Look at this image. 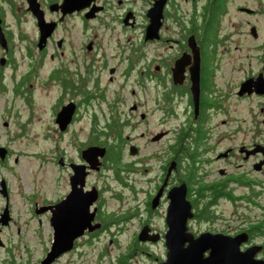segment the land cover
<instances>
[{
    "label": "flooded vegetation",
    "instance_id": "flooded-vegetation-1",
    "mask_svg": "<svg viewBox=\"0 0 264 264\" xmlns=\"http://www.w3.org/2000/svg\"><path fill=\"white\" fill-rule=\"evenodd\" d=\"M4 1L0 165L7 164L12 152L3 135L10 136L4 132L9 119L19 126L16 103L30 108L35 90L53 85L54 147L60 148L53 162L62 169L63 182L60 193L47 202L49 208L40 211L48 214L51 241L56 212L67 214L77 204L61 200L73 192L96 196L88 209L93 212L90 224L100 226L87 227L54 261L115 221L104 210L105 171L113 166L111 153L119 154L118 162L126 144L131 158L124 164L133 177L123 183L136 201L125 215L137 219L133 254L151 264H169V257L195 264H264V0H71L81 6L73 10L65 9L63 0H36L52 26L44 41L28 0L22 16L12 1ZM26 14L33 36L22 27ZM132 71L140 75L130 84L125 77ZM92 99L101 102L87 112L90 125L75 143L74 124L84 115L80 104ZM66 104L73 111L63 123L56 118ZM152 118L179 124L125 133L126 139L137 134L158 144L147 154H141L139 142L122 141L125 125L136 130ZM25 127L22 123L14 134ZM87 146L105 147L93 167L82 156ZM137 171L143 173V183ZM0 186L6 195L1 175ZM174 191L182 196L177 202L170 196ZM4 197L3 208H8ZM45 204L35 202L33 211ZM66 214L62 226L70 227ZM156 245L160 253L153 250ZM119 257L112 264H119Z\"/></svg>",
    "mask_w": 264,
    "mask_h": 264
},
{
    "label": "rangeland",
    "instance_id": "rangeland-1",
    "mask_svg": "<svg viewBox=\"0 0 264 264\" xmlns=\"http://www.w3.org/2000/svg\"><path fill=\"white\" fill-rule=\"evenodd\" d=\"M13 2L14 10L22 16V10L25 6L24 0H10ZM15 2V4H14ZM0 5L7 9L4 0H0ZM12 5V4H11ZM22 27L29 36L34 35L31 18L25 15ZM8 19L11 16L8 15ZM14 30H16V27ZM138 71H132L129 79L126 80L130 84L137 77ZM137 74V75H136ZM136 75V76H135ZM122 75L119 80H122ZM117 81V82H118ZM115 82V85L118 83ZM56 93L55 86H40L35 90V102L28 108L26 105L18 104L19 111L16 121L9 119L8 129L9 135H3L9 139L11 154L6 165H0V175L4 178L8 193L3 195L0 192V211L2 210L6 198L8 196V214L7 224L0 223V264H39V260L44 256L50 246L52 231L48 220L47 213H35L33 211L34 203L46 202L60 193V185L62 184V169L58 168L53 162L55 150L60 148L54 147V119L53 104ZM100 99V98H99ZM98 99L89 100V104H80V111L83 117L76 121L77 135H73L75 143H79V139L84 138L86 128L90 125V116L87 112L98 108L100 102ZM107 111V104H102ZM124 107V106H122ZM86 109V110H85ZM98 122L103 125V119L98 115ZM161 120L152 118L149 122H140V126L133 130L130 125L122 128V141H137L142 145L141 154H147L154 150L158 144H150L146 136L131 137L132 140L125 138V133H139L142 128L150 129V131L168 127H176L179 120L171 119L163 124ZM120 122H123L121 120ZM26 124L25 131L18 136L14 133L18 131L20 125ZM145 126V127H144ZM147 132V131H146ZM148 133V132H147ZM146 143V144H145ZM59 146V144H57ZM146 145V146H143ZM154 145V146H153ZM75 147V146H74ZM74 152V148H68V153ZM121 154V160L112 162V168L105 171V200L104 210L113 214L115 221L109 223L108 227L97 234L89 235L87 239L81 240L78 249L71 253H65L59 260L50 264H91L101 260V264H112L117 257L127 256V261L131 264H151L139 254H133L131 248V240L137 229V219L125 217L129 214L136 204L135 198L130 196L129 187L123 182H128L133 173L130 168H125L124 164L131 158L128 145L125 144ZM111 160L107 162L110 164ZM136 172V171H135ZM117 176L115 178V176ZM143 173L137 171L139 183H143ZM1 187V186H0ZM116 194L117 196H111ZM155 252L160 253V246L154 247ZM81 253V257L79 253ZM158 254V253H157Z\"/></svg>",
    "mask_w": 264,
    "mask_h": 264
},
{
    "label": "water",
    "instance_id": "water-1",
    "mask_svg": "<svg viewBox=\"0 0 264 264\" xmlns=\"http://www.w3.org/2000/svg\"><path fill=\"white\" fill-rule=\"evenodd\" d=\"M71 0H63L62 6L65 7L67 10H73L75 8L81 7L80 3H74L71 4ZM29 8L32 9V11L37 15L38 20L40 22L41 26V35H40V41H44L47 37V35L51 32L52 26L49 22H46L43 17L41 16L40 9L38 6V2L36 0H28ZM2 34L0 30V35ZM1 39V38H0ZM73 111V105L72 104H66L63 105L61 110L57 113V120L61 122H66L71 113ZM105 147L103 146H87L82 149V156L88 161L89 166L93 167L99 158V156H102L104 154ZM1 191L3 194L6 193L5 187L2 184ZM92 192L93 191H89ZM158 195V194H157ZM156 195V196H157ZM170 196L172 197L173 202L179 201L180 197L178 196V191L170 192ZM96 198L95 194L93 193L91 196H85V195H79L76 192H73L72 196H66L61 200V203L65 204L67 200H73V202H77L76 205L72 207V209L68 210L67 214L65 212L62 213V211L58 210L55 215L56 220V227L54 231V236L52 241L50 242V246L45 252L44 256L39 260V264H50L52 263L59 255L64 253L65 251L71 249L74 245V240L82 235L85 231V229L88 227V231H92L93 229L100 226L99 223H96L94 225L90 224V221L92 219L93 212H89V205L93 202V200ZM49 208V205L41 206V208L36 207L35 212L38 213L43 210H47ZM175 210L171 209V212H174ZM66 218L69 219V223L71 222V226L63 227L62 222ZM8 221V208L7 205L3 208L2 212L0 213V223L6 224ZM68 223V225H69ZM0 244H2V240L0 239ZM195 250V251H194ZM195 248H191L190 252L196 253ZM195 256V255H190ZM166 263V262H165ZM169 264H195L194 262H190L189 260L185 261H174L170 257L168 258ZM203 263V261H202ZM206 264V263H204Z\"/></svg>",
    "mask_w": 264,
    "mask_h": 264
},
{
    "label": "trees",
    "instance_id": "trees-1",
    "mask_svg": "<svg viewBox=\"0 0 264 264\" xmlns=\"http://www.w3.org/2000/svg\"><path fill=\"white\" fill-rule=\"evenodd\" d=\"M118 157H119L118 153H115V152L111 153V160L112 161L116 162L118 160ZM126 257L127 256H123V255L121 257H119V259H120L119 264H128Z\"/></svg>",
    "mask_w": 264,
    "mask_h": 264
}]
</instances>
